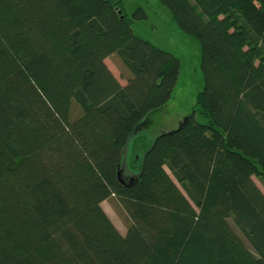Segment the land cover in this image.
Returning a JSON list of instances; mask_svg holds the SVG:
<instances>
[{
    "label": "trees",
    "instance_id": "obj_1",
    "mask_svg": "<svg viewBox=\"0 0 264 264\" xmlns=\"http://www.w3.org/2000/svg\"><path fill=\"white\" fill-rule=\"evenodd\" d=\"M158 2L198 42L204 84L151 137L180 61L134 32L143 7L0 0V264H264V0Z\"/></svg>",
    "mask_w": 264,
    "mask_h": 264
},
{
    "label": "rangeland",
    "instance_id": "obj_2",
    "mask_svg": "<svg viewBox=\"0 0 264 264\" xmlns=\"http://www.w3.org/2000/svg\"><path fill=\"white\" fill-rule=\"evenodd\" d=\"M125 9L130 15L135 8L141 6L145 9L147 19L132 23L134 32L144 39L151 41L158 47L172 52L180 61L178 81L167 105L151 114L146 120V133L151 137L158 134L161 129L169 130L175 128L185 117H187L195 105L196 96L203 88L204 76L200 68L201 51L196 39L191 35L182 32L172 20L168 9L158 0H123ZM111 71L120 76L121 62L117 55L113 54L106 59ZM121 82L124 78L121 77ZM196 119L202 121L198 114ZM141 145L126 148L124 159L127 162L133 159L135 152H139ZM141 153V151H140ZM124 171L127 168L122 164ZM171 174V172L166 168ZM264 192V183L261 178H253ZM103 209L110 217L114 225L121 233H125L130 224L129 218L114 197H110L101 203Z\"/></svg>",
    "mask_w": 264,
    "mask_h": 264
},
{
    "label": "flooded vegetation",
    "instance_id": "obj_3",
    "mask_svg": "<svg viewBox=\"0 0 264 264\" xmlns=\"http://www.w3.org/2000/svg\"><path fill=\"white\" fill-rule=\"evenodd\" d=\"M161 130H162V129H161ZM123 165L127 168V171H128V172H126V174L129 175V176L125 177V178H128V177H135V176L137 175L136 171L129 170V168H128L126 162H124ZM122 174H123V176H124V171H123V169H122Z\"/></svg>",
    "mask_w": 264,
    "mask_h": 264
},
{
    "label": "water",
    "instance_id": "obj_4",
    "mask_svg": "<svg viewBox=\"0 0 264 264\" xmlns=\"http://www.w3.org/2000/svg\"><path fill=\"white\" fill-rule=\"evenodd\" d=\"M186 118V117H185ZM184 118V119H185ZM117 176H118V179L120 180V182L124 183L125 181H129V182H132L133 178H128V179H122L121 178V171L119 170L118 173H117Z\"/></svg>",
    "mask_w": 264,
    "mask_h": 264
},
{
    "label": "crops",
    "instance_id": "obj_5",
    "mask_svg": "<svg viewBox=\"0 0 264 264\" xmlns=\"http://www.w3.org/2000/svg\"><path fill=\"white\" fill-rule=\"evenodd\" d=\"M107 58H109V57H107ZM106 58V59H107ZM172 129V128H171ZM170 130V129H169ZM161 131H164L163 129L161 130ZM166 131V130H165ZM126 161H127V159H126ZM128 178H133V177H128ZM128 178H125V179H128ZM253 178H256V176H253ZM264 183V182H263Z\"/></svg>",
    "mask_w": 264,
    "mask_h": 264
}]
</instances>
